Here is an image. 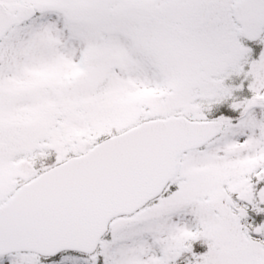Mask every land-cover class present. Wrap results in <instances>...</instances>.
<instances>
[{"label": "snow or ice", "instance_id": "1", "mask_svg": "<svg viewBox=\"0 0 264 264\" xmlns=\"http://www.w3.org/2000/svg\"><path fill=\"white\" fill-rule=\"evenodd\" d=\"M0 264H264V0H0Z\"/></svg>", "mask_w": 264, "mask_h": 264}]
</instances>
